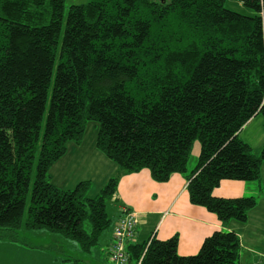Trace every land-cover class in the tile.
I'll use <instances>...</instances> for the list:
<instances>
[{
    "label": "trees",
    "instance_id": "trees-1",
    "mask_svg": "<svg viewBox=\"0 0 264 264\" xmlns=\"http://www.w3.org/2000/svg\"><path fill=\"white\" fill-rule=\"evenodd\" d=\"M67 1L0 0V241L45 249L26 239L47 231L91 253L113 227L121 174L95 196L90 181L70 190L52 181L89 122L122 174L148 170L158 183L184 174L193 205L245 224L257 199L213 192L223 180L262 178L264 146L255 155L239 133L264 118V0H89L66 15ZM178 244L129 243V264L240 260L233 231L213 233L194 256Z\"/></svg>",
    "mask_w": 264,
    "mask_h": 264
},
{
    "label": "crops",
    "instance_id": "crops-1",
    "mask_svg": "<svg viewBox=\"0 0 264 264\" xmlns=\"http://www.w3.org/2000/svg\"><path fill=\"white\" fill-rule=\"evenodd\" d=\"M261 118H263L261 115L253 117L239 133V137L250 145L255 155L260 154L264 146V118L263 120ZM95 140L86 142L84 139L80 145L74 143L68 145L67 154L51 169L52 181L57 187L70 190L80 182L90 181L92 184L90 196H95L110 178L121 174L117 194L111 203L114 215L113 227L122 209L126 208L135 212L139 221L136 243L147 242L152 238L167 240L178 236V254L187 257L198 254L205 239L213 233L233 231L238 234L241 241L238 264H264V163L260 182L223 180L214 190L213 195L218 198L255 197L258 202L245 224L232 221L224 225L215 214L190 202L187 191L189 181L184 174L175 173L165 183L154 181L148 170L124 175L117 164L97 149ZM199 153L198 147L195 155L199 156ZM195 166V163L188 165V175ZM113 227L111 232L103 238L102 252L97 250L94 254V250L91 253L81 250L87 255H95L92 264H99L95 260L102 264H109L108 248L112 242ZM31 233L27 238L32 237ZM43 246L45 249L0 241V254H41L44 257H39L43 259L44 264L45 262L75 264L71 259L67 261L68 258L54 255L61 251L65 252L63 246L55 244ZM78 247L80 248L79 245ZM79 263L83 264L81 261Z\"/></svg>",
    "mask_w": 264,
    "mask_h": 264
},
{
    "label": "rangeland",
    "instance_id": "rangeland-1",
    "mask_svg": "<svg viewBox=\"0 0 264 264\" xmlns=\"http://www.w3.org/2000/svg\"><path fill=\"white\" fill-rule=\"evenodd\" d=\"M81 1H84V0H68L66 3V7H65V14L67 15L72 5L87 3V1H84V2H81ZM227 7L230 9L239 11L241 13H246V14L249 13L247 9H243L239 7L236 8L231 2L227 3ZM261 120H263V118H261ZM98 128H99L98 123L96 122L88 123L87 131H86L85 138H84L86 142H92L94 139H96ZM254 145L255 147H257V143H255ZM198 147L200 148V143L196 142L195 147L192 149V154H191L189 164H192V163H195V165L197 164L198 155H195V151ZM32 184L33 182L31 183V187H32ZM29 203H30V196H28L27 209L29 208V205H30ZM108 212L110 214V217L113 218L114 215H113V211L111 210V205L108 206ZM26 214H27V211H26ZM87 229L89 230V225H87ZM110 232H111V229L106 231L103 234L99 245L93 249L94 254L97 250L98 251L100 250L101 252L103 251L104 245L101 243L103 242L104 236L108 235ZM31 234H32L31 235L32 237L26 239L27 243H35L36 245H46V246L54 245V244L61 246V247L63 246L64 247L63 249L65 250V252L61 251L59 254H54V255H57V257L60 256L61 258H68L73 261L78 260V261H81L83 264L85 263L92 264V262L94 261V258H95L94 254L93 255L91 254L93 256L92 257L90 255L83 253L76 243L64 239L59 234H52L47 231H35V232H32ZM246 255L249 257L248 254ZM39 256L44 257V255H41V254H0V264H41L43 262L42 261L43 259L40 258ZM98 258H100V256ZM95 262L102 264L100 261H97V260H95ZM45 264H48V263L45 262Z\"/></svg>",
    "mask_w": 264,
    "mask_h": 264
},
{
    "label": "built area",
    "instance_id": "built-area-1",
    "mask_svg": "<svg viewBox=\"0 0 264 264\" xmlns=\"http://www.w3.org/2000/svg\"><path fill=\"white\" fill-rule=\"evenodd\" d=\"M138 223L135 212L126 208L121 210V214L113 227L112 242L108 248L109 264L130 263V254L127 248L129 243H136ZM138 264H141V261Z\"/></svg>",
    "mask_w": 264,
    "mask_h": 264
}]
</instances>
